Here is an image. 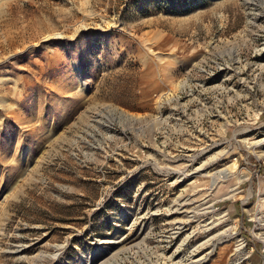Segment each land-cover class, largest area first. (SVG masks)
Masks as SVG:
<instances>
[{
    "label": "rangeland",
    "instance_id": "1",
    "mask_svg": "<svg viewBox=\"0 0 264 264\" xmlns=\"http://www.w3.org/2000/svg\"><path fill=\"white\" fill-rule=\"evenodd\" d=\"M195 247L264 264V0H0V264Z\"/></svg>",
    "mask_w": 264,
    "mask_h": 264
},
{
    "label": "bare ground",
    "instance_id": "2",
    "mask_svg": "<svg viewBox=\"0 0 264 264\" xmlns=\"http://www.w3.org/2000/svg\"><path fill=\"white\" fill-rule=\"evenodd\" d=\"M187 175L188 174H186V177H187ZM215 179H217V178H215ZM215 179L213 178L212 180H215ZM176 203L175 204L179 207V209L184 208L182 210V212H187L188 213L187 208L189 206L186 208V206L188 205V202H186V200L185 201H182V200L178 199ZM188 209L190 210V208H188ZM210 241H211V238H209L207 240L208 244L210 243ZM242 247H243L242 246V243H239L238 246H237V248L235 249V251L238 252V251L242 250ZM199 252H200L199 247L192 248V250L190 251V254L185 259H180L178 262H176L174 264H194L196 262H199L202 259H205V258H203L201 256H198Z\"/></svg>",
    "mask_w": 264,
    "mask_h": 264
}]
</instances>
